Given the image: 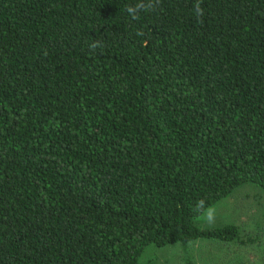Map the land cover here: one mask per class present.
Here are the masks:
<instances>
[{
  "label": "trees",
  "instance_id": "16d2710c",
  "mask_svg": "<svg viewBox=\"0 0 264 264\" xmlns=\"http://www.w3.org/2000/svg\"><path fill=\"white\" fill-rule=\"evenodd\" d=\"M136 3L0 0V264L247 242L196 206L264 190V0Z\"/></svg>",
  "mask_w": 264,
  "mask_h": 264
},
{
  "label": "rangeland",
  "instance_id": "374dc122",
  "mask_svg": "<svg viewBox=\"0 0 264 264\" xmlns=\"http://www.w3.org/2000/svg\"><path fill=\"white\" fill-rule=\"evenodd\" d=\"M212 208L214 222L202 216L196 223L202 228L235 224L245 244L220 243L206 239L189 242L187 252L196 264H262L264 262V190L252 183L236 188ZM180 243L146 247L139 264H184Z\"/></svg>",
  "mask_w": 264,
  "mask_h": 264
},
{
  "label": "clouds",
  "instance_id": "9594fccd",
  "mask_svg": "<svg viewBox=\"0 0 264 264\" xmlns=\"http://www.w3.org/2000/svg\"><path fill=\"white\" fill-rule=\"evenodd\" d=\"M159 0H148L147 4H145V0H138V3H136L134 6L129 5L126 7L127 13H129L134 19L137 18L138 13L143 11H153L158 6ZM202 0H195L194 3V14L197 16V18H200L204 14V10L201 7ZM98 46H102L99 41L94 42L90 45V47L95 50ZM197 212H202V218L206 219V221L211 224L214 222L215 218V210L212 207L205 208V201L203 199L199 200L197 202Z\"/></svg>",
  "mask_w": 264,
  "mask_h": 264
}]
</instances>
